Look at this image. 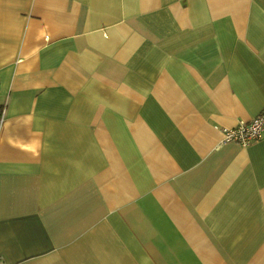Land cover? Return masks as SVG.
<instances>
[{
    "label": "crops",
    "instance_id": "obj_1",
    "mask_svg": "<svg viewBox=\"0 0 264 264\" xmlns=\"http://www.w3.org/2000/svg\"><path fill=\"white\" fill-rule=\"evenodd\" d=\"M4 264H264V0H0Z\"/></svg>",
    "mask_w": 264,
    "mask_h": 264
},
{
    "label": "built area",
    "instance_id": "obj_2",
    "mask_svg": "<svg viewBox=\"0 0 264 264\" xmlns=\"http://www.w3.org/2000/svg\"><path fill=\"white\" fill-rule=\"evenodd\" d=\"M3 120V109L0 111V125ZM222 142L234 141L247 146L264 136V108L248 121H238L234 127L222 129ZM0 264H4L0 258Z\"/></svg>",
    "mask_w": 264,
    "mask_h": 264
},
{
    "label": "trees",
    "instance_id": "obj_3",
    "mask_svg": "<svg viewBox=\"0 0 264 264\" xmlns=\"http://www.w3.org/2000/svg\"><path fill=\"white\" fill-rule=\"evenodd\" d=\"M1 109H2V105H0V111H1Z\"/></svg>",
    "mask_w": 264,
    "mask_h": 264
}]
</instances>
